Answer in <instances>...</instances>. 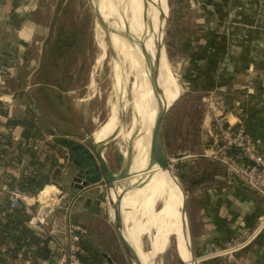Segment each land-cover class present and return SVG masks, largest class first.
<instances>
[{
  "label": "rangeland",
  "instance_id": "1",
  "mask_svg": "<svg viewBox=\"0 0 264 264\" xmlns=\"http://www.w3.org/2000/svg\"><path fill=\"white\" fill-rule=\"evenodd\" d=\"M115 1L118 2L120 0ZM115 1L106 0L105 3L111 5L116 15L110 13L104 7V11L99 7L100 14L104 20L99 15L95 2L92 0V4L96 8L101 22L98 23L93 14L90 0H38L36 3L37 9L34 13L35 17L33 18L39 30L36 36L38 43L30 48V56L35 62L27 69L28 79L26 80V85L28 87L27 90H29L33 87L32 84L41 82L40 78H42L44 71L50 72L47 80L50 81L51 86L47 89L53 92L48 91L40 99L38 102L40 110L32 104L28 108L27 116L37 119L40 115H44L47 119L53 121L57 129L69 134L49 136L43 132L42 136L38 139L47 143H53L54 139L72 140L91 150V146L97 144L95 139L100 138L96 136L98 129L105 124L111 114L116 97L114 72L116 71L117 64L120 69L122 67L125 70L126 77V109L123 111L121 118L125 117V122L124 124H120V118L114 124L109 133L116 128L118 129L108 139L114 136L116 138L102 150V156L110 167V170L114 174H118L123 162L125 163L128 144H131L133 147L139 129L137 123L138 77L131 69L128 55L123 59L114 50V43L118 36L115 30V18L118 17L117 3ZM163 2L164 11L161 37L165 50L164 60L166 68L163 77L165 76L164 78L166 79L168 106H170L163 121L162 139L165 134V141L169 145V150L164 148L170 159L177 154L189 153L190 157L182 160V162L192 163L197 159V155H199L198 157L205 155L203 151L200 152V146L202 145L201 138L203 137L200 124L202 112L206 110L207 106L205 103H202L201 96L195 94L194 90L185 89L183 74L191 70L189 64L185 67L182 61L187 51L185 53L178 51L176 53L171 52L173 49L170 47L169 31L194 29L193 11L188 0H161L158 9L160 17ZM165 5L167 11H165ZM177 16L181 18L176 22ZM170 18L172 19L171 22ZM61 27L69 35V40L70 35L76 39L74 46H72L73 52L60 58L54 66L49 65L48 67L50 62L46 59L45 54L48 53L47 51L54 34ZM169 51L174 56L170 57ZM118 62H121V65ZM156 67L158 68L156 63H154V69ZM57 83L62 84L65 90L59 89ZM56 93L61 95L62 98L58 99ZM122 93L119 96L120 105L124 104L125 101V92ZM14 96L16 98L15 101L10 99L5 100L4 107L10 109L12 113L16 111V115L18 116L23 113L24 100L18 99L17 94ZM14 136L17 137L16 134ZM49 151L53 156L58 157L62 167L61 180L58 183L52 184L60 191L66 192V189L69 187L68 185H71V177L74 173L72 166L68 163L67 150L65 147L58 145ZM207 159L216 162L211 158ZM147 161L146 154L140 153L138 149H136L135 155L133 152V165L136 162L144 168ZM182 162H175V164L180 165ZM172 171L178 178V170L175 169V166L172 167ZM136 184L128 181L116 182L114 183V191H117L119 195L122 191H129ZM74 190L75 186H71L70 191ZM98 190L101 193L99 195L95 194L94 197L101 200V207L94 213L82 216L85 219L82 225L90 229V231L88 230L87 237H91L94 241V249L100 255L98 259L99 264H107L102 254L108 255L114 264H129L112 221V207L108 201L109 191L104 187H100ZM186 195L187 207H189V196L191 195L188 196L187 193ZM156 208H160L159 204H157ZM63 210H60V213H64ZM151 215L152 213L149 208L142 210L135 225V232L141 238V248L147 254V264H190L185 242L176 223L177 221L179 226H181L179 218L174 219L173 216H171L172 218L169 217V225L171 226L163 233L160 231L162 228L156 225L150 232L143 234L151 221ZM76 219L75 216L72 218V221L78 223ZM196 260V264L203 262L197 258Z\"/></svg>",
  "mask_w": 264,
  "mask_h": 264
},
{
  "label": "crops",
  "instance_id": "2",
  "mask_svg": "<svg viewBox=\"0 0 264 264\" xmlns=\"http://www.w3.org/2000/svg\"><path fill=\"white\" fill-rule=\"evenodd\" d=\"M37 2L0 0V101L3 104L8 99L15 101L16 91L12 86L21 82L26 85L27 69L35 62L30 48L38 43L39 30L33 19ZM188 2L193 11L196 38L182 60L185 67L187 64L191 67L183 74V84L185 89L200 95L207 106L200 124L203 136L200 152L211 151L215 146L219 135L213 129L215 120L244 128L264 152V0ZM24 89H28L27 85ZM5 110L8 118L16 115V111ZM0 122V131L4 132L5 121L0 119ZM19 131L16 129L14 133L17 135ZM9 175L16 177L17 170L7 162L1 164L0 188L5 185L9 189L6 185ZM68 186L66 193L76 198L72 206L67 198L64 208L72 218L76 216L79 224H84L82 216L98 210L94 196L100 187L81 192L79 189L70 191V184ZM92 191L94 193H89ZM86 198L89 200L84 202ZM8 200V194L0 190V207L5 202L8 206ZM188 206L195 258L200 261L216 259L220 264H264V227L259 228L264 199L231 176L217 177L214 182L197 188L189 196ZM176 223L184 240L182 227ZM253 233L255 236L242 249L226 251L228 244L245 241ZM85 240L94 248L91 237ZM82 242L80 247L87 257L89 253ZM42 262L35 258L27 263L18 258L15 263Z\"/></svg>",
  "mask_w": 264,
  "mask_h": 264
},
{
  "label": "bare ground",
  "instance_id": "3",
  "mask_svg": "<svg viewBox=\"0 0 264 264\" xmlns=\"http://www.w3.org/2000/svg\"><path fill=\"white\" fill-rule=\"evenodd\" d=\"M105 1L106 0H94L98 11L99 7L101 9L104 7L107 11L116 15L111 5L105 3ZM115 2L117 3L116 9L118 13V17L115 18V30L118 36L114 43V50L115 52L117 51L123 59L128 55L129 62H131V69L138 77V122H136L138 123L139 129L133 147L131 144H128L130 152L126 155L122 173H119V175L115 177V180L137 183L132 189L124 191L121 194L120 215L126 240L130 244L140 264H147V254L142 250L141 238L137 236L138 234L135 232L136 221L142 210L149 208L152 213L151 221L148 227L145 228L143 234L150 232L156 225L162 228V230H160L161 232L164 229L166 230V226L170 223L169 217L172 218L171 216H173L174 219L179 218L181 224V201L177 190L169 176L164 173L156 163L152 162L149 156L150 136L154 119L162 110L163 102H166L167 105L169 103L166 92V79L164 78L165 76L163 77L166 68L164 44L161 37L164 2L162 5L161 17L158 13L161 0H148L147 3L144 2V0H120ZM99 15L103 18L100 11ZM105 16L107 18L106 13ZM154 63H156L158 68L156 67V69H154ZM154 70L157 71V85L162 91L161 95L155 91L156 88L152 80ZM114 81V90L116 92L115 103L111 109L109 118L106 120L105 124L98 129L96 136L100 138L95 139L96 143H103L116 129H118L116 128L109 133L126 109L125 70L122 67L120 69L118 64L114 72ZM122 92H125V101L124 104L120 105L119 96ZM122 121L123 117L121 118L120 124L123 123ZM136 149L147 156L148 161L144 168L141 164L136 162L133 165V152L135 155ZM55 193V188L51 186L46 187L40 194V197L48 201ZM109 193L112 202L120 195H118L117 191H114V188H110ZM157 204L160 206L159 209L156 208Z\"/></svg>",
  "mask_w": 264,
  "mask_h": 264
},
{
  "label": "trees",
  "instance_id": "4",
  "mask_svg": "<svg viewBox=\"0 0 264 264\" xmlns=\"http://www.w3.org/2000/svg\"><path fill=\"white\" fill-rule=\"evenodd\" d=\"M165 11H167L166 5ZM179 18L181 17H176V22ZM176 22L175 24H177ZM68 36L63 27L54 34L48 53L45 54L46 59L50 62L48 67L49 65L54 66L60 58L73 52L72 46H74L76 39L70 35L69 40ZM169 38L170 47L173 49L171 52L185 53L196 38L195 29L169 31ZM171 52L169 51L170 57L174 56ZM48 67L46 68L48 69ZM49 73L44 71L42 78H40L41 82L32 84L33 89L25 90L26 85L22 82L18 86H12V90L16 91L17 98L24 100L21 115L8 118L5 104L0 101V119L5 121L4 132L0 131V165L7 162L18 173L16 177L9 175L6 185L10 190H16L30 197L35 196L45 185L58 183L62 177V167L59 159L49 151L59 145L55 142L57 139H54L53 143H47L38 138L42 136L43 132L49 136L69 135L67 132L57 129L53 121H50L44 115H40L37 119L27 116L28 108L32 104L40 110L38 105L40 99L48 91L53 92L47 89L51 86L50 81L47 80ZM57 84L59 89L65 90L62 84ZM56 97L58 99L62 98L57 93ZM16 129L20 130L17 137L14 136ZM165 139L164 134V147L169 150V145ZM177 170L178 178L188 196L200 186L214 182L217 177L229 176L224 166L203 156H197V159L192 163L188 162L184 167L180 166ZM239 183L243 185L241 182ZM28 221L29 216L25 213L23 205L12 210L8 208L5 202L0 207V264H16L18 258L27 263L35 258L41 261L48 258L50 253L48 241L29 228ZM82 247L89 253L87 257L82 256V262L84 264H99L100 255L88 240L82 242ZM200 264H220V260H207Z\"/></svg>",
  "mask_w": 264,
  "mask_h": 264
},
{
  "label": "built area",
  "instance_id": "5",
  "mask_svg": "<svg viewBox=\"0 0 264 264\" xmlns=\"http://www.w3.org/2000/svg\"><path fill=\"white\" fill-rule=\"evenodd\" d=\"M213 129L219 135L214 148L205 152L204 156L220 163L229 176L264 199V152L261 146L258 149V145L249 138L242 127L234 128L215 120ZM48 186L55 188L56 193L47 201L41 198L40 194ZM0 190L8 194V208L13 210L23 205L25 213L29 216L28 227L48 241L50 253L41 264H84L80 244L88 236V228L72 221L63 204L68 198L72 206L76 197L60 191L53 184L45 185L33 197L9 190L5 185L1 186ZM60 210L64 213H60ZM259 222V228L264 227V214L259 217ZM254 236L253 233L245 241L237 240L228 244L226 251L242 249Z\"/></svg>",
  "mask_w": 264,
  "mask_h": 264
},
{
  "label": "water",
  "instance_id": "6",
  "mask_svg": "<svg viewBox=\"0 0 264 264\" xmlns=\"http://www.w3.org/2000/svg\"><path fill=\"white\" fill-rule=\"evenodd\" d=\"M144 1L148 2V0H144ZM90 4L93 14L97 19V22L101 23L99 20V16L97 15L96 8L94 4H92V0H90ZM152 80L156 88L155 89L156 93L161 95L162 91L157 85L156 70H154ZM169 106L167 105L166 102H163L162 110L158 113V115L154 119V123L151 129V136H150L149 156H150V160L156 163L162 169V171L169 176L171 182L173 183L175 189L177 190L178 196L180 197V201H181L180 218H181L182 231L184 233L185 247L190 256V264H196L197 260L193 252L192 241L189 231V224H188L187 195L182 185L180 184L178 178L174 175L172 171L173 166H175V169H179L180 166L184 167L186 165V162H182V160L187 159L190 156L189 153H183V154L174 155L172 159H170L167 156L162 139L163 121ZM122 122H123L122 124H124L125 117L123 118ZM115 138L116 136L111 137L110 139H108L103 143L94 144L93 146H91V150L87 149L82 144L74 142L72 140H67V139L55 140V142H57L60 146L65 147V149L67 150L68 163L70 164L71 162L72 164L76 165L77 169L79 170L78 177L73 181L75 188L79 189V191L83 192L85 190H90L96 187H104L106 188L107 191H109L110 188H114V183L120 182L118 180H115V177H117L119 173H122L124 162L120 169V172L118 174H114L110 170V167L108 166L104 157L102 156V150ZM128 152H130L129 145L126 154ZM79 160H82V163H79ZM175 162H182V163H180L179 165L177 163L175 164ZM122 192L113 202L111 201L110 193L108 192V201L110 203V206L112 207V221L116 229V233L120 241L121 247L129 264H140L138 258L136 257L130 244L126 240V237L124 236V226L120 215V200L122 198L121 196ZM102 257L105 259L107 264H114V262L108 257V255L102 254Z\"/></svg>",
  "mask_w": 264,
  "mask_h": 264
},
{
  "label": "flooded vegetation",
  "instance_id": "7",
  "mask_svg": "<svg viewBox=\"0 0 264 264\" xmlns=\"http://www.w3.org/2000/svg\"><path fill=\"white\" fill-rule=\"evenodd\" d=\"M79 163H82V160H79ZM70 166H72V168H73V170H74V173H73V175H72V177H71V185H70V187H71V186H74L73 181H74V179H76V178L78 177V175H79V174H78L79 170L77 169L76 165L72 164L71 162H70ZM93 189H95V188H92V189H90V190H93ZM75 190H77V188H75ZM70 193H71V192H70ZM95 193H96L97 195H99V194L101 193V191H97V190H95ZM79 197H82V195L79 196ZM81 199H83V198H81ZM88 200H89V198H86V199L84 200V202H86V201H88ZM95 203H96V205H97L98 208L101 207V200H99V199H95Z\"/></svg>",
  "mask_w": 264,
  "mask_h": 264
}]
</instances>
